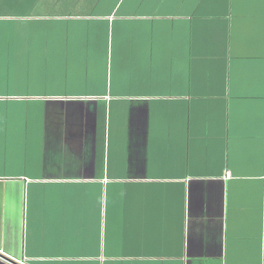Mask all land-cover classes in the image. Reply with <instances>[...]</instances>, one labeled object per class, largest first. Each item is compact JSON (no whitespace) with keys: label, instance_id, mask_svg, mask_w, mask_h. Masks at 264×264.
Here are the masks:
<instances>
[{"label":"crops","instance_id":"obj_1","mask_svg":"<svg viewBox=\"0 0 264 264\" xmlns=\"http://www.w3.org/2000/svg\"><path fill=\"white\" fill-rule=\"evenodd\" d=\"M0 264H264V0H0Z\"/></svg>","mask_w":264,"mask_h":264}]
</instances>
